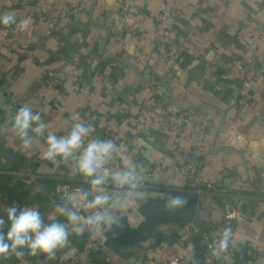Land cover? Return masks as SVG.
Here are the masks:
<instances>
[{
	"label": "crops",
	"instance_id": "obj_1",
	"mask_svg": "<svg viewBox=\"0 0 264 264\" xmlns=\"http://www.w3.org/2000/svg\"><path fill=\"white\" fill-rule=\"evenodd\" d=\"M164 8L178 29V54L171 61L155 37L154 17ZM4 13L17 22L31 17L32 23L23 32L0 25L6 85L0 89V216L13 203L34 205L48 223L58 204L57 183L88 187L64 165L41 159L43 139L21 150L1 113L9 97L31 103L48 123V133L64 135L78 120L91 123L93 137L123 146L144 169V190L158 196L188 191L190 183L173 171L174 152L187 147L188 132L151 117L148 111L158 106L188 115L206 132L207 150L198 160L214 190L205 194L196 222L210 233L228 209H238L244 219L231 227L237 261L251 258L264 238V79L256 63L264 57V0H0ZM236 61L244 63L242 73L231 69ZM78 84L89 92H80ZM169 229L177 238L184 234L183 225ZM153 236L169 243L160 232ZM192 238L200 244L199 235ZM69 239L54 260L26 254L0 264H57L75 247L82 251L86 233ZM154 242L147 238L134 248H110L92 261L119 264Z\"/></svg>",
	"mask_w": 264,
	"mask_h": 264
},
{
	"label": "clouds",
	"instance_id": "obj_2",
	"mask_svg": "<svg viewBox=\"0 0 264 264\" xmlns=\"http://www.w3.org/2000/svg\"><path fill=\"white\" fill-rule=\"evenodd\" d=\"M31 23V17L17 22L12 13L0 14V25H14L15 31H26ZM48 128L40 112L26 102L15 111L8 132L19 139L25 152L33 148L34 142L43 139L46 147L41 159L64 165L70 176L81 177L88 187L62 194L61 202L55 204L48 216V223L37 206L21 207L13 203L6 207L5 215L0 216V259L12 256L19 259L27 254L54 260L59 250L68 247L73 234L102 237L119 226L129 210H136L142 202L159 195L144 190L145 171L126 148L111 139L93 137L95 129L91 123L75 121L66 134L59 136L48 133ZM187 203L185 197L169 195L163 208L174 214ZM58 217H63L64 222ZM142 220L143 217L137 223ZM232 247L237 245L233 242L231 226L213 231L203 264H231L229 249ZM186 264H201L194 249L187 255Z\"/></svg>",
	"mask_w": 264,
	"mask_h": 264
},
{
	"label": "built area",
	"instance_id": "obj_3",
	"mask_svg": "<svg viewBox=\"0 0 264 264\" xmlns=\"http://www.w3.org/2000/svg\"><path fill=\"white\" fill-rule=\"evenodd\" d=\"M155 37L159 50L168 60L177 58L178 48V29L171 11L164 8L154 17ZM256 63L259 66V75L264 79V57H257ZM245 65L242 61H236L232 65L235 73H242ZM226 79V77H223ZM5 79L0 71V89L5 88ZM77 89L82 93H88L89 87L85 84L77 85ZM22 105L17 98L9 97L1 106L3 121L6 125L11 124L15 111ZM148 114L151 117H160L167 123L172 130L184 129L188 132L187 147L177 149L174 152L173 171L190 183L189 192L198 196L197 211L192 221L184 226V234L177 238L173 243L159 242L151 245H144L137 251L132 259L122 261L119 264H186V257L193 249L196 256L203 264L208 253V245L211 243V233L222 230L225 226L241 223L244 216L236 208H230L222 218V223L211 229L210 233L203 232L201 226L196 221L199 218V211L202 207V200L207 192H212L213 185L202 176L203 165L198 160L199 155L207 150L205 129L192 120L188 115L175 110H168L162 107L154 106ZM78 188H85L79 183L72 181L59 182L54 188V200L61 202V196L67 192H73ZM112 189H109L111 191ZM16 204V203H15ZM141 209V205H140ZM126 216V215H125ZM128 218V216H126ZM209 223L208 221H205ZM200 236V244H197L192 236ZM233 242L235 243L234 235ZM75 252L65 259H60L57 264H94L92 257L96 254L110 252L107 246V233L102 237L90 238L86 233L85 245L80 251L77 247ZM231 264H264V238L260 244H256L251 258L244 263H238L237 251L235 247L229 249ZM108 264H118L108 261ZM219 264V262H216Z\"/></svg>",
	"mask_w": 264,
	"mask_h": 264
},
{
	"label": "trees",
	"instance_id": "obj_4",
	"mask_svg": "<svg viewBox=\"0 0 264 264\" xmlns=\"http://www.w3.org/2000/svg\"><path fill=\"white\" fill-rule=\"evenodd\" d=\"M169 195H179L188 201L186 207L176 213H168L163 205ZM198 205V196L189 191L169 190L161 196L149 198L141 203L138 209H133L131 213L121 218L120 225L115 227L112 232L107 233V246L114 250L134 248L147 238L152 237L155 232L162 233L166 238L170 236L167 231L171 225H185L193 220ZM144 217V222L137 221ZM142 225L140 226V224ZM133 227H139L133 229Z\"/></svg>",
	"mask_w": 264,
	"mask_h": 264
},
{
	"label": "rangeland",
	"instance_id": "obj_5",
	"mask_svg": "<svg viewBox=\"0 0 264 264\" xmlns=\"http://www.w3.org/2000/svg\"><path fill=\"white\" fill-rule=\"evenodd\" d=\"M147 192H154L153 190H150V189H145ZM158 197V196H157ZM131 211L132 210H129V213H131ZM140 213L142 214V211H140ZM168 232H169V234H170V236L169 237H167L168 239H167V242H169L170 244L171 243H173V242H175L176 240H177V235H175L174 234V232L173 231H171V229H168L167 230ZM161 235L162 236H164L162 233H161ZM150 239H154V243H159L158 242V240L154 237V236H152V237H150Z\"/></svg>",
	"mask_w": 264,
	"mask_h": 264
}]
</instances>
